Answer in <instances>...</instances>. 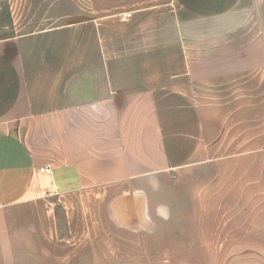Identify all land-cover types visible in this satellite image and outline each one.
I'll use <instances>...</instances> for the list:
<instances>
[{"label": "crops", "instance_id": "1", "mask_svg": "<svg viewBox=\"0 0 264 264\" xmlns=\"http://www.w3.org/2000/svg\"><path fill=\"white\" fill-rule=\"evenodd\" d=\"M0 264H264V0H0Z\"/></svg>", "mask_w": 264, "mask_h": 264}, {"label": "built area", "instance_id": "2", "mask_svg": "<svg viewBox=\"0 0 264 264\" xmlns=\"http://www.w3.org/2000/svg\"><path fill=\"white\" fill-rule=\"evenodd\" d=\"M131 16V13L127 12V13H124L123 15H121V20L124 21L126 20L127 18H129ZM42 171H50V169L48 168H41Z\"/></svg>", "mask_w": 264, "mask_h": 264}, {"label": "trees", "instance_id": "3", "mask_svg": "<svg viewBox=\"0 0 264 264\" xmlns=\"http://www.w3.org/2000/svg\"><path fill=\"white\" fill-rule=\"evenodd\" d=\"M59 209H60L59 206H57V208H56L57 213L59 212Z\"/></svg>", "mask_w": 264, "mask_h": 264}]
</instances>
